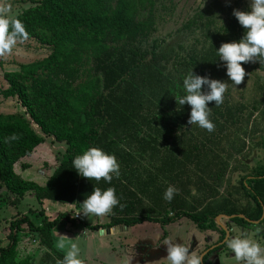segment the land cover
Returning <instances> with one entry per match:
<instances>
[{"label": "trees", "instance_id": "1", "mask_svg": "<svg viewBox=\"0 0 264 264\" xmlns=\"http://www.w3.org/2000/svg\"><path fill=\"white\" fill-rule=\"evenodd\" d=\"M233 10L250 9L245 0H212L184 26L194 38L193 46L179 49L162 47L154 39L163 14H172L165 0H115L114 6L105 0H38L11 18L22 22L29 39L52 52L5 73L9 88L4 97H16L28 118L0 114L4 202L18 206L33 194L40 202L78 208L93 187H114L125 207L114 208L109 225L91 226L94 231L188 217L200 229L220 231L224 239L217 217L244 215L260 221L264 164L251 167L246 161L255 150H264V134L258 135L264 133L259 122L264 123V79L259 75L264 64H242L246 76L237 86L225 75L215 50L222 43L239 41L245 31ZM189 70L226 83L223 103L208 105L211 133L189 125L190 106L176 102ZM236 88L242 90L240 100L232 97ZM249 89L252 96L247 99ZM11 133L19 138L4 143ZM51 136L66 148L46 186L18 176L14 165ZM88 147L114 155L119 178L105 184L78 176L71 161ZM169 184L179 189L170 203L162 199ZM223 187L226 192L220 191ZM62 220L75 221L63 213L53 220L44 218L40 225L28 216L12 220L9 243L0 245V264L30 263L29 258L16 260L18 234L24 230L38 233L41 244L62 259L52 238ZM232 221L248 224L240 218ZM51 254L45 260H52Z\"/></svg>", "mask_w": 264, "mask_h": 264}, {"label": "clouds", "instance_id": "2", "mask_svg": "<svg viewBox=\"0 0 264 264\" xmlns=\"http://www.w3.org/2000/svg\"><path fill=\"white\" fill-rule=\"evenodd\" d=\"M203 4L204 0H195L198 8L203 7ZM249 9L248 11L233 10V16L245 30L242 38L239 41L222 43L215 50L218 60L222 62L225 69V75L234 86L240 85L246 76L242 64L257 61L264 64V0H251ZM6 13L7 7L0 9V56L11 53L17 42L23 43L29 39V34L22 22L19 19L9 20ZM220 22L223 25L222 21ZM181 88L183 94L175 99L179 106H190L187 123L209 133L213 132L214 123L210 119L211 109L208 105L214 102L215 107H219L223 103L226 83L196 75L193 70H189L183 76ZM18 138L16 133H11L4 138L3 142L16 141ZM71 165L78 176L97 183L103 180L105 184H111L114 178L120 176V166L115 156L100 147L86 148L72 159ZM178 194L179 189L169 184L163 192L162 199L170 203ZM116 207L123 210L125 205L120 202L114 187L104 189L93 187L92 192L78 203V211L72 215L75 217L82 214L88 218H99L113 214V209ZM103 234L104 230L100 229V235ZM54 236H56L55 248L63 252L62 259L57 260L56 264H82L79 236L70 239L59 235L57 231H54ZM174 241L167 238L161 242L167 246V256L156 264L161 262L163 264H201V255L195 251L189 253L184 244H177ZM223 243L234 254L233 259L236 264H264V246L247 234L228 236ZM125 264L130 262L126 261Z\"/></svg>", "mask_w": 264, "mask_h": 264}, {"label": "rangeland", "instance_id": "3", "mask_svg": "<svg viewBox=\"0 0 264 264\" xmlns=\"http://www.w3.org/2000/svg\"><path fill=\"white\" fill-rule=\"evenodd\" d=\"M36 1L38 0H0V9L7 7L6 15L10 20L16 14H20L25 9H28L33 5H35ZM165 1L168 7H171L172 14L171 16L168 15L169 11L163 14L164 20L158 23L157 31L154 34V39L162 47L165 46L174 49H179L180 45L186 48L192 47L194 44V38L188 30H184V26L189 21H191L200 10L207 7V5L212 2V0H204L203 7L201 8H198L195 5V0H165ZM222 1L232 2L234 0H222ZM245 1L250 6L251 0H245ZM105 2L111 6L115 5V0H105ZM197 36H199V34ZM108 42H111L110 38L108 39ZM51 52H52L51 47L43 45L35 39H27L23 43L17 42L16 46L13 48L11 53L4 56H0V114L17 116L21 118H28L27 115L25 114V110L22 108L20 102L16 97L15 98L4 97L3 93L5 92V90L9 88V85L4 78L5 73L18 71L21 65L44 60L51 54ZM259 75L264 79V72L261 73L259 72ZM241 91H242L241 89L236 88L233 91L232 97L235 100H240ZM250 92L251 89H249V91H247L245 94L247 99H250V97L252 96ZM244 101L248 102L246 99ZM259 122H261V127H263L264 123H262V121ZM32 126L35 129V131H37V133L43 136L42 132L35 124L32 123ZM263 134L264 133L260 132L258 135L261 136ZM65 148H66L65 144H60L56 142L55 138L51 136V138L49 137L46 139L43 148L36 150L37 152L34 153L30 158H28V160L26 159L20 163H16L14 165V171L16 174L20 173L22 177H25V179L37 181L36 183L40 185L43 184L44 187L46 186L44 185L46 184V179L49 178L50 175H53L57 167H59V157H61V155L64 153ZM253 155L255 156L254 158L252 157L250 158L251 159L250 161H246L248 165H250L251 167L256 166L259 162H264V150H255L251 156ZM231 165L234 166L235 163L231 161ZM25 166H30V168L26 169L24 168ZM238 175L239 173H236L234 176L232 175L233 177L232 182H234L233 185L236 184V181L238 180ZM224 187L220 189L221 192H224L226 190L227 187L225 189ZM33 198L28 197L26 198L25 201ZM2 199H4V194L2 191H0V233H2V235L7 236L8 233L6 232L12 230L10 228V225L9 226L5 225L6 224L5 220H10V218L14 215H17L18 212H23L25 208V202L23 206L18 205V206L2 207V205L4 204ZM33 200H34V204H36L37 199L34 198ZM77 211L78 208L73 207L70 214L72 215V213H76ZM112 216L113 214L99 218L97 217L88 218L84 216L82 223L74 225L73 229L70 227V225L65 226L64 222H61L56 226V228L53 231H57L59 235L66 236L70 239H74L77 236H79L78 244L82 249V264H117L115 263L116 262L115 258L117 256L115 254L114 255L111 254L108 248L105 249L102 248L103 246L101 243L102 242L101 235L99 232L97 233L91 232L88 235L82 236L81 233H80L81 235H79L78 233H75L73 231L76 229L77 230H80L82 228L84 229L86 224L89 226L88 231H94L90 227L96 224H99L101 226H108L109 223L111 222ZM50 217L51 219H54L56 216L54 213H52ZM169 217H173V214L169 213ZM9 223L10 221H7V224ZM121 226L124 227L125 225H121ZM257 229H259V231H257ZM228 230L230 236H235L244 233L247 234L251 239L257 241L262 246H264V219L260 220L258 224H251V223L242 224L231 220L229 223ZM126 231H137L138 233H142V234L144 233V231H161L160 237L162 241L164 239L171 238L175 240L174 243L184 244V246L188 248L189 253L195 251L198 255L201 256L204 253V251H202L203 245H205L206 242L208 243L211 237H213V235L215 236L216 234L214 231L208 228L200 229L188 217H182L168 224H160L156 222L146 221L144 223H139L137 225H134L130 228L128 227ZM6 236H2V237L5 238ZM221 238H222V234H221ZM219 239L220 237L218 238L216 243H218L219 241L222 242V239L221 240ZM53 240L55 246L56 236H54V234H53ZM105 240H107V238H105ZM154 247H155L154 244L151 243L150 250L144 247V248H139L137 250L132 249L131 253L142 254L143 252H147L150 255L151 254L154 255L155 253H159V250L161 249L166 250L167 248V246L164 244H162V246H160L157 249H154ZM56 250L59 253L63 254L62 251L58 249ZM216 250H218L216 252L217 254L210 255L208 260L204 261L205 264H209L208 261L211 264H220V263L236 264L235 260L233 259L234 254H232L226 248L225 245L216 248ZM147 253H145V255ZM220 254L223 255V257L221 258L222 259L221 262L217 261L218 256ZM162 259L163 257L160 258L159 261ZM43 262L45 263L46 261L44 260ZM156 262L154 264H156ZM45 264H52V263L47 262ZM161 264H163V262H161Z\"/></svg>", "mask_w": 264, "mask_h": 264}, {"label": "crops", "instance_id": "4", "mask_svg": "<svg viewBox=\"0 0 264 264\" xmlns=\"http://www.w3.org/2000/svg\"><path fill=\"white\" fill-rule=\"evenodd\" d=\"M44 144H41L40 146H38L35 149V151L33 152V154L37 152L36 150L42 149ZM257 150H259V149H257ZM32 155L21 159L18 163H20L26 159L28 160V158H30ZM252 157L254 158L255 156L254 155L250 156V158H252ZM250 158L247 161H250L251 160ZM259 163L264 164V162H259ZM29 168H30V166H28V168H26V169H29ZM18 174H17L18 176H20L21 178H23L26 181H31V182H35V183L37 182V181L25 179V177H22V175H20V173H18ZM51 176L52 175H50L49 178H47V179L45 178L46 184L49 181ZM36 184H38V183H36ZM46 184H44V185H46ZM38 185H40V184H38ZM40 186H43V184H41ZM28 197H30V198L34 197L35 199H37L33 194H27L25 196V198L22 200V202L19 204L20 206H23V204L25 202L24 211L18 212L17 215L12 216L10 218V220H5L6 226H9L11 224L12 220L19 218L21 216H28L37 225H40L42 223V221L44 220V218L49 219V220H53L50 217V215L52 213H54L56 217L59 214L63 213V214H67L71 218L75 219V217H73V215L70 214L72 208L75 207L73 205L63 204V203H54L51 201H42V203H41L38 200H36L37 203L34 204V200H33L34 198L25 201L26 198H28ZM3 203L4 204L2 205V207H5V206L9 207L4 202V200H3ZM83 218H84V216L82 215L81 220L75 219L74 223L70 222L71 224L67 220H62V221H60V223L64 222L65 226L70 225V227L73 229L74 225L82 223ZM231 220H233V219L220 218V222L222 224H224V226H226L227 228L229 227V223ZM7 221H10V223L7 224ZM6 226H5V228H6ZM93 226H101V225L96 224ZM80 227H82V226H80ZM112 229H115V231H111ZM127 229H128V227H125V226L124 227L118 226V227L103 229L104 234L101 235V241H102L101 243L103 246L102 248L103 249L108 248L110 250L111 254H113V255L115 254L118 257V258L117 257L115 258V261H116L115 263L125 264L126 261H129L130 264H154L158 257L159 258L157 259V261H159L160 258H162V257L165 258L167 256V251L165 249L159 250V253H155L154 255L153 254L150 255L147 252H143L142 254L131 253L132 249L137 250L139 248H144V247L148 248V250H150L151 249V243L154 244V246H155L154 249H157L160 246H162V243H161L162 239L160 237L161 231H144V233L142 234V233H138L137 231H126ZM5 230H7V229H5ZM81 230H83V231H81ZM73 231L75 233H78L79 235L82 234V236L88 235L91 232H95V233L99 232L100 233V230L88 231L87 226H85L84 229L83 228L80 230L76 229ZM214 232L216 233L215 236L213 235V237H211V239L208 241V243L206 242V244L203 245L202 251H204V253L202 255V258H203L202 264H205L204 261H207L208 258L210 257V255L217 254L216 252L218 250H216V248H218L220 246H224L223 241L225 238L222 239V242L219 241L218 243H216V241L218 240L219 237H220L219 240H221V233H220V231H214ZM6 233H8L7 236L2 235V233H0V245L2 247L6 246L9 243V235L11 234V231H7ZM224 233H225V231H224ZM53 234H54V231H52V238H53ZM2 236H6V237L4 238ZM225 237H226V233H225ZM1 238H4V239H1ZM18 238H19V243H18V247H17V256H16L17 261H22V260L29 258L30 259L29 264H45L47 262L48 263L51 262L52 264H56L57 260H59L54 254L53 255L51 254V250H49L47 247H45L44 245L41 244L38 233L30 232L28 230H24V231L19 232ZM105 238H107V240H105ZM153 239H155L156 241H154ZM114 244H116V245H114ZM53 246H54V240H53ZM117 246H119V247H117ZM117 248H118V250H117ZM54 250L63 257V254L59 253L56 250L55 246H54ZM36 252H38V253H36ZM145 253H147V254L145 255ZM47 254H51L53 256L52 260H50V261L45 260V255H47ZM220 255L218 256V259H217V261H219V262H221V260H222L221 258L223 257V255H221V256ZM44 260L46 261L45 263L43 262ZM208 263L211 264L209 261H208Z\"/></svg>", "mask_w": 264, "mask_h": 264}, {"label": "water", "instance_id": "5", "mask_svg": "<svg viewBox=\"0 0 264 264\" xmlns=\"http://www.w3.org/2000/svg\"><path fill=\"white\" fill-rule=\"evenodd\" d=\"M220 218H225V219H235V218H240V219H244L245 221H247L248 223H251V224H258L259 221H252V220H249L246 216L244 215H234V216H227V215H221L219 217L216 218V223L218 225H220L222 227V229L224 231H226V237H228L230 234H229V230L226 226H224L221 222H220ZM264 219V209H263V216H262V219ZM202 263H203V258L201 259Z\"/></svg>", "mask_w": 264, "mask_h": 264}, {"label": "built area", "instance_id": "6", "mask_svg": "<svg viewBox=\"0 0 264 264\" xmlns=\"http://www.w3.org/2000/svg\"><path fill=\"white\" fill-rule=\"evenodd\" d=\"M81 218H82V214L79 215V216H75V219H76V220H81Z\"/></svg>", "mask_w": 264, "mask_h": 264}]
</instances>
